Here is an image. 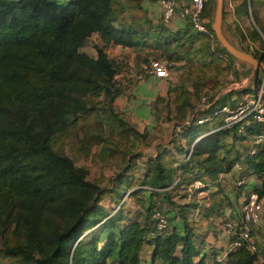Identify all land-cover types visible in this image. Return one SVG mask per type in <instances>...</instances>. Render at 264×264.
<instances>
[{"label":"trees","instance_id":"16d2710c","mask_svg":"<svg viewBox=\"0 0 264 264\" xmlns=\"http://www.w3.org/2000/svg\"><path fill=\"white\" fill-rule=\"evenodd\" d=\"M143 1L0 0V256L9 258L10 264H143L138 253L144 244L151 247L147 264H221L215 259L208 262L204 256L194 261L198 249L187 216L196 213L200 221L221 222L230 197L225 188L227 180L218 177L235 164L241 166L239 176L247 182L257 180L259 185L248 183L250 190L233 186L234 195L238 197L242 191L264 193V145L248 155L246 136L237 134V126L203 136L179 164L177 142L173 150L156 146L154 156L146 158L140 187L123 189L136 181L135 160L150 147V135L128 125L124 114L112 112L103 122L95 109L97 103L88 98L94 89L93 79L106 102H111L125 92L114 85L116 74L134 76L143 71L141 66L149 59L162 60L167 68L183 66L176 84L167 89V96L172 97L157 98L156 111L165 104L166 113L174 118L171 124H175L192 109L190 98L198 100L207 92L208 88L200 85L203 72L225 76L229 70L225 58L206 47L212 35L208 24L212 0H206L201 13L207 34L195 31L187 21L184 28L177 29L167 27L161 18L152 24ZM253 2L223 0L221 17L239 42L244 40L240 24L250 19L254 26L249 37L263 45L264 27L254 15ZM93 33L101 45L95 46V56H90L80 48ZM109 45L131 48L134 56L116 62L105 52ZM243 51L255 59L264 58L263 50ZM129 85L132 88L135 82L129 79ZM245 91L231 95L239 99ZM219 102L232 103L222 97ZM178 112L182 116L177 117ZM92 123L97 126L93 131ZM75 124L82 130L91 129L89 136L77 139V159L110 166L124 156L128 162L121 169L127 175L109 179V187H104L99 180L86 178L88 167L76 166L58 152L59 134ZM218 124L215 119L210 124L191 125L174 139H183L190 147L195 136ZM104 126L110 133L108 141L99 136ZM246 132L264 133V124L248 126ZM94 144L100 146L95 156L90 151ZM239 144L243 145L240 151L236 148ZM195 180L204 184L195 192L212 189L205 197L207 202L195 194L185 200L187 187ZM126 191L127 198L137 205L133 213L127 214L120 207L107 213L99 206L103 200L121 204ZM155 196L165 203L171 204L174 198L186 203L185 217L179 212L175 215L181 219L179 230L173 225L160 234L148 235L153 226L151 215L158 210L153 208L158 201ZM209 255L214 257V252ZM257 256L239 247L227 252L224 262L256 264Z\"/></svg>","mask_w":264,"mask_h":264},{"label":"rangeland","instance_id":"374dc122","mask_svg":"<svg viewBox=\"0 0 264 264\" xmlns=\"http://www.w3.org/2000/svg\"><path fill=\"white\" fill-rule=\"evenodd\" d=\"M60 1L67 2L69 0H60ZM253 3H254V6H253L254 15H255V17H257L259 25L264 27V0H254ZM210 4H211V7L213 8V11H214V6H215L214 1L212 0L210 2ZM143 8H144L146 14L148 15V19L150 21H154V22L160 21L159 6L157 5V3L155 1L144 0L143 1ZM251 8L252 7L248 4V10L250 11V13H251V10H250ZM213 11H212V15H213ZM222 11H223V0H222ZM222 22H225V21H223V19H222ZM208 24H211V23H208ZM225 24L228 26L227 22H225ZM221 25H222L221 28L223 30V33L228 37V39L233 43V45L238 50L243 51L245 48H249L250 50L257 49L258 52H261V50H263V54H264V47L263 48L261 47L262 44L259 43V41H258V43H256L254 40H251L249 37L250 36V31H249L250 27L254 26L253 22L250 19H248V20L246 19V21H243V24L242 23L240 24L241 30H242L241 34L244 38V40H242L241 42H239V40L235 36L233 37V35H232L233 28L230 26V24L228 26L230 28L228 31L225 30V27L223 24H221ZM177 26H178L177 28H184L185 27V25H181V26L177 25ZM175 27H176V24H175ZM262 40L264 41V39H262ZM206 42H207L206 47H207V50L209 52H213V53L221 56V58H225V60L227 61L228 66H229V70L226 72L225 76H227L228 74H231L233 79L235 81H238V78L241 77L240 76L241 73H242V76L246 75V73H243L240 68H245V66H247V65L236 61L235 59L229 57L226 53H224L221 50L219 43H218L214 34L211 35L210 38L207 39ZM100 45H101V43L99 42L98 37L96 35L92 34L86 39L85 44L80 48V51H83L90 56H95V46H100ZM262 46H264V42H263ZM105 52L109 58L113 59L116 62H118L119 60L120 61L124 60L125 56H129V51L123 52L121 49H119L115 45L107 46L105 48ZM262 59L264 61V58H262ZM182 68H184V67L179 65V64L178 65H170V68H168L169 73H170V77L171 76L176 77L174 79H177V77H178L177 75L182 72ZM130 69H132V68L130 67ZM203 73H204V77H203V81L200 83V85L202 84L203 86H205V84H206L207 87H205V88H208L207 91L213 90L215 87H218L220 80L225 77L224 75H221L222 73H219V72L213 73V72L209 71V72H203ZM126 74L131 75L130 73H126ZM118 75H125V74L120 72ZM260 79H262V75H261ZM253 82H254V80H253ZM188 83L189 82H186L185 84H188ZM174 84H176V83H173V85ZM92 85H93L94 89L90 93L88 98L93 100L94 103H97V106L95 105L96 106L95 109H97V115L99 118H101V120L103 122L105 120H108V117H109L108 114H112V112H114L115 115L118 113L124 114V116L126 118V122L128 123V125L129 124L134 125V123H136V125H134V126L137 127L141 132L145 131L143 129L144 128L143 127V121L144 120H146L148 123V125L145 128H149V129H151V128L156 129L157 128V133L160 132V130H165V129L169 131V126H170L171 121H172L170 119H172L173 117H170L166 113L167 112L166 105L162 103L163 107L160 109V111H156L157 110L156 109L157 103H158L157 98L160 97V96H158V94L160 92H162V88L159 89L160 86L157 88V86L155 87V84L151 85L152 87H154L153 88L154 89V96L156 94H157V96L154 97L152 95L151 101L149 103H147V105H146L143 103L138 104L137 101H134L135 97H138L137 96L138 94H136L137 89L134 90V92H133V89L129 88L128 90H125L127 93L124 96H121L117 99H113L111 102H106L107 98L101 92H99L100 90L97 88V87H100V86H98L97 80L93 79ZM143 86L145 87V85H143ZM260 87H262V89L264 90V78L262 81L260 80V84L258 85V89H260ZM163 89H164V87H163ZM167 89H166V91H167ZM198 92H200V91H198ZM163 98L165 99V97H163ZM127 103L131 104V107H129V105ZM190 104L195 107V105L197 104V100L195 97H191ZM132 116H134V117H132ZM176 116L180 117L182 115L178 112V113H176ZM135 117H138V118L133 119ZM173 121H175V120H173ZM77 124L69 127L67 130L62 132L63 134H59L60 142L55 149L58 152L67 155L73 161V163L76 166L88 167L86 178L91 180V181L99 180L98 183L104 187H109V185H110L109 179L112 181L113 179H115L117 177L120 178V176H124V174L126 176L127 175V172H125L126 170L121 169V167L123 165H125V162L126 163L128 162L127 159L125 160L124 156L118 158L116 160V162L110 166L103 165L101 161L95 160V161H93V164H91L88 161V159L80 160V159L76 158L77 155L79 154V152L77 150V148H78L77 139L82 138L83 136H89V134L91 133L90 128H88L87 130H82L79 128V126ZM91 126H92V131L94 130V128H97V126L94 123H92ZM101 128H102V126H101ZM103 130H104L103 133L100 134L99 136L102 137L103 141L104 140L108 141L107 136L110 133H109V130L107 129V126H104ZM157 133H154V132L152 133L151 140L158 138V135H156ZM194 138H193V140H194ZM88 139H91V138L88 137ZM165 139L167 140L166 144L168 146L170 145L169 148H171L172 150H173V148L175 149L174 142L178 143L176 146H178L181 149V154H179L177 156L178 164L181 161L187 159V157L190 154V151L188 150L185 153H183V152L185 151L186 148L189 147L188 143H186L183 139L180 140V138L174 139V136L172 134L171 135L169 134V138L167 135V137ZM195 143H193L192 146ZM134 145L135 144H133V146ZM97 146L98 145L94 144L90 150L91 153L94 154V156L99 151V148H100V146H98V147ZM150 146L153 149V148H156V146H160V145L159 144L157 145V143L156 144L152 143V144H150ZM236 148H238V150L240 151L243 149V145H241V144L236 145ZM148 152L152 153V150H150ZM188 152H189V154H188ZM149 156H152V155H149ZM139 168L140 169L135 170V173L138 174L136 181L129 184L128 187L127 186L123 187V189H126L127 191H129L128 189L132 185H133V187L130 190H132L136 187H140L138 184L139 180L141 178L142 172H144L147 167H145V165H141V166H139ZM193 173H195V172H193ZM173 176H174V173H173ZM176 177H179V174ZM220 180L221 181L224 180L226 182L225 178H223V177H221ZM251 183L254 184L256 187L259 185V182L257 180H255L254 182H251ZM225 188L230 193V198L232 200L228 210L229 211L233 210L234 213L238 214L239 204L236 202V200H235L236 196L234 197V193L232 192L234 190L232 183L227 181V184H225ZM127 191L125 192L124 196L122 197L124 200L122 201L121 204H120V202L119 203L113 202L112 204H109L107 201L103 200L100 202L99 206H102L107 213H112V212L116 211L118 209V207H120L121 210L124 209L125 212H126V210L134 211L135 206H137V205H136L134 199L129 200V198H127L129 195V193ZM243 193L244 192L242 191V195H243ZM142 194H143L142 192H139V196H142ZM160 196L163 197L162 193H160ZM157 198H159V196L158 197L155 196L154 200L157 201L158 200ZM116 200L117 199H115V201ZM157 202L161 203V205L157 204ZM157 202L155 203L153 208H157L163 214L166 215L167 220H168V228L175 225L177 227V229L179 230L181 227V222H180L181 219L175 215H176V212H179L181 217H183V216L185 217L184 204H186V203H184L183 199L174 198L173 201H171V204L169 202L165 203V200H162V201L158 200ZM144 210H145V208H143V211ZM130 215L134 216L132 214H130ZM189 217L193 218L194 214H193V216H189ZM261 225L262 224L260 222V224H258V226H256V229L254 232L258 236H260V234H263V238H264V230H261V229H263ZM260 232H262V233H260ZM260 241L262 244L260 243L261 244L260 248L257 249L256 254H258V258L264 259V243H263L264 240L260 239ZM0 264H10V259L0 256Z\"/></svg>","mask_w":264,"mask_h":264},{"label":"built area","instance_id":"2783aa9c","mask_svg":"<svg viewBox=\"0 0 264 264\" xmlns=\"http://www.w3.org/2000/svg\"><path fill=\"white\" fill-rule=\"evenodd\" d=\"M155 2L159 6L160 18L166 24H169L174 19L182 22L187 21L195 31L208 33L201 19V13L206 0H157ZM141 68L143 71L134 76L127 74L114 76V85L128 90L130 87L129 79L137 83L147 77L164 79L170 76L169 70L162 60L149 59L147 64L142 65ZM238 88H240L238 81H235L232 75L228 74L220 80L219 88L216 91H213L214 89L208 90L197 100L195 107L193 106L188 111L181 122L169 126V134L176 136L191 125L210 124L213 120L217 119L219 120L218 125L212 126L194 138L190 144L189 151L192 148V144L203 136L221 129L237 126V134L246 136L248 155L254 154L258 150V147L264 145V133H247L246 128L255 124H264V101H262L264 90L260 87V89L257 88L253 93H243L239 99H236V96L233 95L234 97L230 98L232 103L219 102L222 92L230 93L238 90ZM196 113L203 114L194 119L193 116ZM240 172L241 166L235 164L229 172L220 174L218 178L223 177L230 181L234 187L246 190L248 182L244 177L239 176ZM203 187L204 184L201 181L195 180L187 187L185 200L189 201L194 194L198 196L200 192L195 191H200ZM263 206L264 193L259 195L254 191H250L242 196L238 214L229 210L226 211L227 214L219 223L228 238L227 249L223 253L224 259L227 252L239 247L246 248L250 253H257V244L251 233V228L258 225L259 214ZM151 220L153 226L152 230L148 233L150 237L162 233L168 227L166 215L159 210H154ZM256 264H264V259H260L257 256Z\"/></svg>","mask_w":264,"mask_h":264},{"label":"crops","instance_id":"0c3cea01","mask_svg":"<svg viewBox=\"0 0 264 264\" xmlns=\"http://www.w3.org/2000/svg\"><path fill=\"white\" fill-rule=\"evenodd\" d=\"M150 22L152 24L156 23L154 21H150ZM175 24H176V27H175ZM221 24L224 25L226 31L229 30L228 29V26L225 24V22H222L221 21ZM177 25H180L181 26V25H184V23L182 21H180V20H175L174 19L169 24H166V26L169 27V28H171V29H177V27H178ZM221 31H222V34L224 35V37L233 45V43L223 33L222 28H221ZM93 34L97 36L96 33H93ZM213 34L214 33H212V35ZM115 46L118 47L119 49H121L123 52L129 51V60H131L132 57L134 56L135 51L133 49L126 48V47L123 48V47H121L119 45H115ZM240 69H241V71L243 73H246L245 76H242V73H241L240 76L241 77H246V79H244L243 81H239L240 88H238V90H234L232 92H237V91L242 92V91H245V90H248V91H245L244 93H253V92H255L257 90V88H258V84H257L256 78H255V72L253 71L252 67H250L249 65H247V66H245V68H240ZM174 78H176V77H172V76L170 77L169 76L168 78H164V79H158V78H153V77H150L149 78V77H147L144 80L135 83V85L132 87V89H133V92H134V90L137 89L136 94H138L137 95L138 97H135L134 101H137L138 104L143 103V104H146L147 105V103H149L151 101L152 95L154 96V89H153L154 87L151 86L152 84H155V87L157 86V88L160 86L159 89L162 88V92H160L158 94V96L165 97V99H168L169 97L171 98L172 96H169V97L167 96L168 94H167L166 89L169 88L170 86H173V83H176L177 82V79H174ZM253 80H254V82H253ZM143 85H145V87ZM163 87H164V89H163ZM205 87H207L206 84H205ZM187 89L191 90V88H190L189 85L187 86ZM126 93L127 92L125 91L123 94L117 95L116 97H114V99H117V98H119L121 96H124ZM155 96H157V94ZM221 97L224 100H229L230 98H233L234 96L231 95V92L230 93L222 92ZM128 105H129V107H131V104H128ZM132 117H134V116H132ZM137 118L138 117H135L133 119H137ZM129 125L132 126V127H134L136 130L140 131L137 127L134 126V125H136V123H134V125H131V124H129ZM147 125H148L147 121L144 120L143 121V127H144L143 129L150 135V144H152V143L156 144L157 143V145L159 144L163 148H169L170 145L168 146L166 144V141L167 140L165 139L167 137V135H168V138H169V131L165 129V130H160V132L157 133V128L156 129L145 128ZM153 132L154 133H157L156 135H158V138H155L154 140H151V136H152V133ZM150 150H152V153L148 152ZM155 150H156V148H153L152 149L151 146L148 149L144 150V154H142L140 157H138L135 160V163L137 165L136 166V169L137 170L140 169L139 166L145 164L146 158H148L149 155L154 156ZM88 161L90 162L89 159H88ZM134 176L136 177V176H138V174H134ZM254 181L255 180H251L248 183L250 184L251 182H254ZM250 185H254V184L251 183ZM211 190L208 189L206 191H203V192L199 193L198 198H200V199L201 198H204L202 200V202H207V198H206V201H205V197H207V193L209 191H211ZM246 190H250V188H248V184H247ZM245 194H243V195H245ZM228 196L230 197V193H228ZM242 196L239 195L238 197H235V195H234V197L236 198L235 200H236V202L239 205L241 203ZM130 199H132V198H129V200ZM105 201H107V200H105ZM229 201H230V203L232 202L231 198H229ZM136 207L137 206H135V209H136ZM229 207H230V204L227 205V206H225L223 208V210H224V214L223 215L224 216L227 214L226 210H228ZM133 212L134 211H132V210L131 211L126 210V213L127 214L133 213ZM232 212H233V210H232ZM193 214H194V217L193 218H190L189 216H193ZM189 216L187 218V225L188 226H191V227H194V229H193L194 235H193V239L192 240H193L194 245L198 249V256L194 258V261H197L199 258H201V257L204 256L205 259H206V261H208V262H211L212 260L215 259L216 261L220 262L221 264H225V262H224L225 259L223 257V253L227 249L228 238H227L224 230L220 227L219 223H217V222L213 223V222H210V221H200L199 220V214H196V213H192L191 215L189 214ZM259 218L260 219H259L258 224H260V222H261V224H262L261 226L263 228L261 230H264V227H263L264 226V206L261 209ZM196 221H200V222L198 223ZM255 229H256V226L255 227H252L251 228V233H252V235L255 238V241H256V244H257V249H258V248H260V245L262 244L261 241H260V239H263L264 240V238H263V234H260V236H258L257 234H255V232H254ZM260 233H262V232H260ZM212 251L214 252V257L212 255H209V253H211ZM150 255H151V247H149L146 244L142 245V247H141V249H140V251L138 253V256H139L140 261L143 264H147L149 262Z\"/></svg>","mask_w":264,"mask_h":264},{"label":"water","instance_id":"95a60500","mask_svg":"<svg viewBox=\"0 0 264 264\" xmlns=\"http://www.w3.org/2000/svg\"><path fill=\"white\" fill-rule=\"evenodd\" d=\"M215 6L213 15L211 18L210 29L214 33L220 48L224 49L231 58L235 59L238 62H241L245 65H249L252 67L253 71L255 72V78L257 84H260V80L262 81L264 78V61L262 58L255 59L250 54L244 51L238 50L234 45H232L222 34L221 31V12H222V0H214ZM262 75V79H260ZM246 77H240L239 81H243ZM258 84V85H259ZM240 85V83H239Z\"/></svg>","mask_w":264,"mask_h":264}]
</instances>
